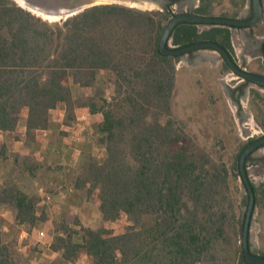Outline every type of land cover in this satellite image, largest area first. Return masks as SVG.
I'll return each mask as SVG.
<instances>
[{"label":"trees","instance_id":"16d2710c","mask_svg":"<svg viewBox=\"0 0 264 264\" xmlns=\"http://www.w3.org/2000/svg\"><path fill=\"white\" fill-rule=\"evenodd\" d=\"M204 1L195 12L214 16ZM170 19L167 10L99 4L51 23L14 0H0V131L13 133L26 110L30 144L60 105L67 121L76 119L78 108L98 115L104 159L82 158L73 188L95 198L105 222L123 216L128 222L115 235L104 226L85 227L78 216L63 220L51 245L59 264L83 255L89 264H240L239 189L231 168L201 149L173 115L176 58L158 49ZM207 26L199 32L198 24L180 25L169 45L213 41L234 58L228 26ZM106 74L112 77L107 88ZM74 89L92 93L76 99ZM256 139L239 146L233 161L239 175V155ZM7 157L0 142V160ZM252 184L255 208L264 207V183ZM38 204L15 184L0 187V208L12 210L17 226L33 229L48 221ZM3 229L0 219V264H22L16 241L8 242Z\"/></svg>","mask_w":264,"mask_h":264},{"label":"rangeland","instance_id":"374dc122","mask_svg":"<svg viewBox=\"0 0 264 264\" xmlns=\"http://www.w3.org/2000/svg\"><path fill=\"white\" fill-rule=\"evenodd\" d=\"M14 1L22 6L20 0ZM21 1L31 6L34 12L40 10L33 5L38 0ZM34 12L32 13L51 23L71 17L65 13V17L54 19L55 17H42L38 12ZM44 15L47 16L46 13ZM188 66L190 68L181 70L172 98L173 115L175 119L185 122L188 135L201 149L210 152L214 158L225 161L231 168L234 184L239 189L236 196L239 202V217L242 220L246 211L247 192L239 172L233 168V161L240 144L249 138L243 135L245 130L241 124L239 126L240 119L237 115H240L241 111L237 112L224 90L226 83L232 85L239 79L225 78V82L223 79L220 81L213 71L207 72L209 78L206 79L198 72L193 60ZM103 77L107 80V85L103 86L107 88L112 77L108 74ZM231 77L237 76L232 73ZM99 83L102 84L103 80ZM91 93V90L88 93L86 90L74 89L76 99H85ZM108 94H112L111 89H108ZM65 110V106L60 105L50 112L47 134L38 131L33 143L26 142V110L22 112L21 120L13 133L2 132L0 135V142L6 143L8 147L7 159L0 160V187L4 184H15L25 193L36 196L39 199V212L45 211L48 216L47 222L28 229L16 225L10 208H0V219L4 220L3 230L8 236V242L16 241V252L22 264H59L57 261L60 255L52 250L51 245L61 222L70 216H78L85 227L98 229L104 226L115 235L121 234L128 223L125 216L115 222H105L95 198L73 188L75 169L80 160L86 155H91L102 161L105 149L98 142V124L87 108H78L76 119L72 121H67ZM251 135V138H257L264 135V131L256 128ZM258 158H264V147L248 162L250 178L259 187L264 183V166L256 160ZM41 189L44 193L51 194L52 200L49 203L43 201ZM70 228L79 229L74 225ZM41 233L45 235L42 237ZM75 238L77 241L81 239L79 236ZM250 240L255 251L264 252V207L261 205L255 208ZM73 264L89 262L87 256L83 255Z\"/></svg>","mask_w":264,"mask_h":264},{"label":"crops","instance_id":"0c3cea01","mask_svg":"<svg viewBox=\"0 0 264 264\" xmlns=\"http://www.w3.org/2000/svg\"><path fill=\"white\" fill-rule=\"evenodd\" d=\"M180 2L187 3L184 7L185 10L189 9L191 0H179ZM202 0L195 1L196 10L201 5ZM206 4L210 3L213 6L214 16H220L226 13L229 18H248L252 14L251 0H205ZM156 8L158 5L154 4ZM144 10V9H143ZM153 10V9H152ZM173 11H176L173 9ZM210 26L198 25L199 32L209 29ZM264 17L263 20L255 27H228L231 35V44L234 51V59L244 67L248 72L264 75ZM171 42V41H170ZM171 45V44H170ZM172 47V46H171ZM195 62L198 72L203 74L206 79L209 78L207 74L212 72L216 73L217 79L220 81L225 78L231 80L238 78L239 80L233 83H226L224 90L227 97L231 100L233 105L237 108V115L240 119L239 126L243 127V135L247 138L252 137V133L256 128L263 130L264 127V105L259 101L257 94L264 99V87H260L247 80L237 77H231L232 72L225 70L224 60L221 55L212 49H201L189 52L175 59L177 66V80L181 70H186L189 62ZM190 68V67H189ZM225 82V81H224ZM175 93V92H174ZM95 122L99 124L100 118L98 115H92ZM79 118V117H78ZM98 126V125H97ZM240 128V127H239ZM45 135L47 130H40Z\"/></svg>","mask_w":264,"mask_h":264},{"label":"water","instance_id":"95a60500","mask_svg":"<svg viewBox=\"0 0 264 264\" xmlns=\"http://www.w3.org/2000/svg\"><path fill=\"white\" fill-rule=\"evenodd\" d=\"M92 0H57V4L60 6H67L69 8L76 7L78 10L75 12L83 11L86 8L95 6L97 4H92ZM131 1H146L158 5V9L161 11H169L171 13V19L167 23L163 35L159 41L158 49L162 55L170 57H179L192 51L201 49H212L218 52L223 58L224 62L228 65L230 70L239 78L247 80L253 84L260 87H264V75L257 73L248 72L244 67H242L231 54L223 48L220 44L213 41H203L199 43H194L185 47L173 48L169 45V40L171 39L174 31L183 24H198V25H224L228 27H255L259 24L263 18L264 14V3L263 0H251L252 3V14L250 18H229L220 16H203L195 12L194 5L196 0H191V7L187 10L184 9L187 3L180 2L179 0H131ZM36 2V1H35ZM40 6L51 10L46 4L47 0H38ZM87 5V6H84ZM101 4H121L128 6L122 2L120 3H101ZM99 5V4H98ZM80 6H83L80 8ZM63 8V7H61ZM175 9L176 11H173ZM73 12L74 14H77ZM73 14H70L72 16ZM67 19V18H66ZM264 146V135L257 137L256 140L247 145L239 155V169L242 178V183L245 191L247 192L248 205L246 211L242 217L241 224V239L240 247L241 254L245 258L248 264H264V257L253 252L251 248V226L253 221V215L255 212V191L253 184L249 175L247 168V160L249 156L259 150V148Z\"/></svg>","mask_w":264,"mask_h":264},{"label":"bare ground","instance_id":"6f19581e","mask_svg":"<svg viewBox=\"0 0 264 264\" xmlns=\"http://www.w3.org/2000/svg\"><path fill=\"white\" fill-rule=\"evenodd\" d=\"M59 1V0H58ZM48 4H46L51 10H47L43 7L40 6V3H37V2H34L33 5L37 6L41 11L45 12L47 14L44 15L45 13L41 12L40 10H35L36 12H38V15L40 14L42 17H51V18H54V19H57L58 17H65L67 14L70 15L72 14L73 12H75L76 10L79 9V7H76L78 9H74L73 8H69V7H65V6H59L57 4V0H47ZM92 4H101V3H124L130 7H136V8H140V9H144V10H151L153 8H156L155 5L153 3H150V2H146V1H140V2H137V1H131V0H92L91 1ZM20 4L22 6H24L25 8L31 10L32 12L33 9H31V6L29 7L28 5L24 4L21 0H20ZM88 5V4H87ZM84 4V6H87ZM63 7V8H61ZM83 6H80V8H82ZM33 8V7H32ZM34 12V13H36ZM79 12V11H77ZM75 12V13H77ZM67 13V14H65ZM37 14V13H36ZM65 14V15H64Z\"/></svg>","mask_w":264,"mask_h":264},{"label":"flooded vegetation","instance_id":"af4514ba","mask_svg":"<svg viewBox=\"0 0 264 264\" xmlns=\"http://www.w3.org/2000/svg\"><path fill=\"white\" fill-rule=\"evenodd\" d=\"M263 17H264V14H263ZM248 18H250V17H248ZM248 18H246V19H248ZM262 20H263V18H262ZM262 20H261V21H262ZM257 25H258V24H257ZM232 73H233V72H232ZM261 148H263V147H261ZM261 148H259V149H261ZM257 151H258V150H257ZM257 151H256V152H257ZM256 152L252 153V154L249 156V158H248V160H247V168H248V162L252 159L253 155H254ZM256 160H258L259 163H261V164L264 166V158H258V159H256ZM251 248H252V243H251ZM252 250H253L254 253H256V254L262 256V254H261L260 252L255 251L253 248H252ZM239 263H240V264H248V263L246 262L245 258L243 257V255H241V261H240Z\"/></svg>","mask_w":264,"mask_h":264},{"label":"built area","instance_id":"2783aa9c","mask_svg":"<svg viewBox=\"0 0 264 264\" xmlns=\"http://www.w3.org/2000/svg\"><path fill=\"white\" fill-rule=\"evenodd\" d=\"M0 135H2V132L0 133ZM43 194V198H44V202L45 203H49L51 200H52V196H51V194H49V193H47V192H45L44 193V190L43 189H41L40 190ZM45 234L44 233H41V236L43 237Z\"/></svg>","mask_w":264,"mask_h":264}]
</instances>
